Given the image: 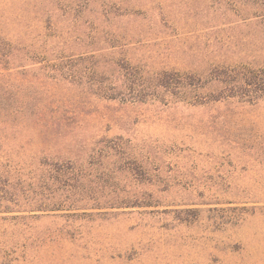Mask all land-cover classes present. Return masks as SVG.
I'll use <instances>...</instances> for the list:
<instances>
[{
    "label": "rangeland",
    "instance_id": "374dc122",
    "mask_svg": "<svg viewBox=\"0 0 264 264\" xmlns=\"http://www.w3.org/2000/svg\"><path fill=\"white\" fill-rule=\"evenodd\" d=\"M0 47V105L35 117L0 139L38 165L0 264H264V89L211 74L264 68V0H0Z\"/></svg>",
    "mask_w": 264,
    "mask_h": 264
},
{
    "label": "trees",
    "instance_id": "16d2710c",
    "mask_svg": "<svg viewBox=\"0 0 264 264\" xmlns=\"http://www.w3.org/2000/svg\"><path fill=\"white\" fill-rule=\"evenodd\" d=\"M254 17L261 16L262 14H259L258 11H255ZM2 49L0 47V54L2 55ZM6 56L7 54H3ZM8 56V55H7ZM234 70V69H233ZM235 71V70H234ZM260 72H245V73H236L233 72L231 69H228L226 67L223 68H215L211 70V74L216 76L212 79V81H217L222 84L221 92L215 93V97H213V100H217L220 98V96H226V97H232L235 94H243L245 96L251 95V94H257L259 91H262L264 89V68H261L259 70ZM235 75H232L233 73ZM190 84V83H189ZM185 87V86H184ZM19 113L15 111H10L9 106L0 105V133L5 132L8 128H14V127H23L28 128L30 126V121L34 118L30 117H22L17 118ZM29 118V119H28ZM34 125L33 127H36L38 123L36 121H33ZM36 129V128H35ZM5 138V137H4ZM5 140L3 141L0 139V213H7V212H14L15 208H19L20 202L22 201L23 204V182L25 179L21 178V176H24L26 172L25 167H29L31 171L27 173L26 175L29 176L30 173H34L35 169H37L34 163H30L25 165V163H21L20 161H14L11 157L12 153H10L7 149H5ZM18 153H16V156ZM47 158L46 156L42 158L41 162H38L37 164H42L43 161L46 162ZM47 165L51 166L49 168V175H48V181L50 182L52 180V172H56L60 169L59 163H46ZM59 166V168H58ZM35 177V176H34ZM68 183H65L62 190H68ZM56 188V187H55ZM54 190H58L57 188ZM49 189H52L50 186ZM52 192V190H51ZM48 199V203L46 205H42L39 203L37 205V208H40L39 210H42L44 208H50V209H62L61 206H63L64 202H67V199L64 198H56L50 195ZM33 202L38 204V202H43L41 199H38L35 197ZM139 199H135L134 204H139ZM47 202V201H46ZM124 202L121 201V203H110V204H123ZM112 205L111 207H113ZM47 210V209H45ZM49 210V209H48ZM14 217H11V219H14L17 215H13ZM1 219H7L6 217H0ZM17 218V217H16Z\"/></svg>",
    "mask_w": 264,
    "mask_h": 264
}]
</instances>
